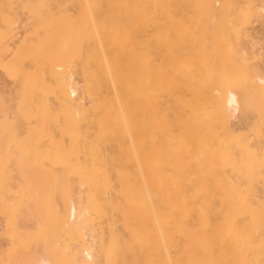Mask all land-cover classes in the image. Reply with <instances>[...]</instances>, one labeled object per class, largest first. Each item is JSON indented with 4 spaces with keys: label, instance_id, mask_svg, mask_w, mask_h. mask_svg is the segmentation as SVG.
Returning a JSON list of instances; mask_svg holds the SVG:
<instances>
[{
    "label": "bare ground",
    "instance_id": "obj_1",
    "mask_svg": "<svg viewBox=\"0 0 264 264\" xmlns=\"http://www.w3.org/2000/svg\"><path fill=\"white\" fill-rule=\"evenodd\" d=\"M256 21L264 0H0V181L24 201L4 212L43 224L4 256L264 264Z\"/></svg>",
    "mask_w": 264,
    "mask_h": 264
},
{
    "label": "rangeland",
    "instance_id": "obj_2",
    "mask_svg": "<svg viewBox=\"0 0 264 264\" xmlns=\"http://www.w3.org/2000/svg\"><path fill=\"white\" fill-rule=\"evenodd\" d=\"M250 27V32L252 33V36L254 35L257 37L258 36V44L261 47L260 50L262 49L264 51V25L260 24V21L254 22V25H248ZM252 28V29H251ZM252 30V31H251ZM255 33V34H254ZM251 36V37H252ZM261 39H260V38ZM249 38V37H248ZM260 39V40H259ZM257 44V46H258ZM258 46V47H259ZM1 66H0V71H1ZM3 71V70H2ZM1 71V72H2ZM1 74V73H0ZM6 81H11L8 79V76H5L4 73H2V76ZM78 81L79 78H77ZM81 97V96H80ZM84 101L88 102V99L84 98ZM235 121V120H234ZM233 121V123H234ZM236 121L235 123H237ZM17 185L14 182V179H11L10 181L4 182L0 181V264H24L21 261H12L9 260V258L5 257L4 254L2 253V250L7 246L9 239H10V233L7 231L10 227L16 226L17 224H29L31 226H43L42 222L39 220V218L36 216L30 217L29 220L24 222L23 217L21 216L20 218H17L15 215H12L10 218H7L5 216L4 212V203H7L9 206H14L17 203L24 202L23 197H22V192L21 189H18L16 187ZM86 187V186H85ZM73 189H74V198H70L67 203L68 205H72L73 203L77 204V206H83L84 198H86L85 194L79 195V191L83 189V187L79 186L77 183L73 184ZM30 199V203L34 204L36 203L37 197L32 196ZM64 197L60 195H56V201L62 205L64 201H62ZM66 203V202H65ZM63 203V204H65ZM94 223V222H93ZM98 229L97 224H92L88 226H84L81 229H79L81 232L76 233L74 236H61L62 239H66L65 241L68 242L66 244L72 243L71 241L74 242H83L85 239H88L89 234H92L94 231ZM78 232V230H77Z\"/></svg>",
    "mask_w": 264,
    "mask_h": 264
}]
</instances>
